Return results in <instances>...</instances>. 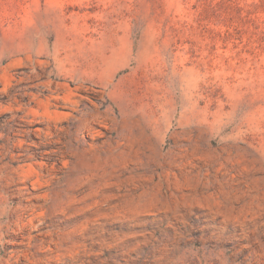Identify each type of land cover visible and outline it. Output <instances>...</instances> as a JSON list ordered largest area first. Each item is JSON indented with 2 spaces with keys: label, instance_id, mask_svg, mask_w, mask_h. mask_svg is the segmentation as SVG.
Here are the masks:
<instances>
[{
  "label": "rangeland",
  "instance_id": "obj_1",
  "mask_svg": "<svg viewBox=\"0 0 264 264\" xmlns=\"http://www.w3.org/2000/svg\"><path fill=\"white\" fill-rule=\"evenodd\" d=\"M0 264H264V0H0Z\"/></svg>",
  "mask_w": 264,
  "mask_h": 264
},
{
  "label": "bare ground",
  "instance_id": "obj_2",
  "mask_svg": "<svg viewBox=\"0 0 264 264\" xmlns=\"http://www.w3.org/2000/svg\"><path fill=\"white\" fill-rule=\"evenodd\" d=\"M30 166L31 165V162L29 163V162H27L24 166Z\"/></svg>",
  "mask_w": 264,
  "mask_h": 264
}]
</instances>
